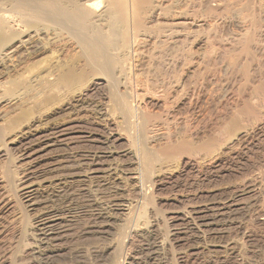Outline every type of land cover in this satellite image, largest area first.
<instances>
[{"label":"rangeland","instance_id":"1","mask_svg":"<svg viewBox=\"0 0 264 264\" xmlns=\"http://www.w3.org/2000/svg\"><path fill=\"white\" fill-rule=\"evenodd\" d=\"M132 1L89 0L109 7L89 22L76 0H0V264H264V0ZM247 186L209 229L172 221Z\"/></svg>","mask_w":264,"mask_h":264},{"label":"bare ground","instance_id":"2","mask_svg":"<svg viewBox=\"0 0 264 264\" xmlns=\"http://www.w3.org/2000/svg\"><path fill=\"white\" fill-rule=\"evenodd\" d=\"M81 1H83V0H80V1H78V0H76V5L74 6V7H69V9L72 11V12H74V11H76L77 13H78V15H79V13L80 14H82V15H84V16H81V17H83V18H85L86 19V16H87V19L89 20V22L90 21H92V19H94V18H96L97 17V19L98 20H100L101 19V17L104 15V17H106V14H107V12H108V10H109V7L107 6V4H106V6H104V7H108V9H102L103 10V12H97L98 14H96V15H94V11H93V9H92V4L91 3H89V0H87V1H84V2H81ZM125 1V4H124V12H125V15L127 16L130 12H129V10L128 9H130V11H131V9H132V12H133V9H134V6H133V1L132 2H130V7H128V0H124ZM132 3V4H131ZM157 3V2H156ZM162 3V2H161ZM154 4V3H153ZM159 4V3H158ZM151 6V5H150ZM155 6H157V5H155ZM149 8V7H148ZM151 8V7H150ZM149 8V9H150ZM34 10H38V9H34ZM38 11H40V13L41 14H43L46 18H48V19H50V17H48L47 16V14L45 13V12H43V11H41V10H38ZM97 11V10H96ZM100 11V10H99ZM157 11V10H156ZM127 12H129V13H127ZM151 12V11H150ZM94 15V16H92L91 17V15ZM132 15H133V13H132ZM99 16H100V18H99ZM91 17V18H90ZM94 17V18H93ZM131 17V16H130ZM57 18H59L61 21L59 22V26H63V27H68V28H70L71 30H73V31H76V29H75V27L70 23V22H72L70 19H68V17H65V15H62V17H57ZM96 19V20H97ZM96 20H94V22L96 21ZM97 20V21H98ZM102 20V19H101ZM100 22V21H99ZM66 23H69V25H66ZM25 26H27V25H25ZM24 25H23V27L24 28H26ZM29 26H30V24H29ZM31 27H33V25H31ZM36 27H38V26H36ZM36 27L34 28V30L36 29ZM29 28V27H28ZM41 29V28H40ZM43 29V28H42ZM29 30H32L33 31V28L32 29H30L29 28ZM29 30H27V28H26V34L28 33L27 31H29ZM37 30V29H36ZM39 30V29H38ZM37 30V31H38ZM40 31H42V30H40ZM30 32V31H29ZM35 32V31H34ZM21 33H23V32H21ZM38 32H36L35 34H37ZM24 34V33H23ZM32 34V33H31ZM40 34H42L41 32H40ZM28 35V34H27ZM24 36L22 39H21V41L18 43V45L17 46H15V45H13L12 47H7V49L8 50H10L11 52H15L19 47H20V45H23L24 46V44H27L28 42H27V40L28 39H26V40H23L25 37L27 38L28 36ZM19 36H21V34L20 35H18V37H16V35H15V38H19ZM37 36H39L38 34H37ZM10 37H11V34H10V36L8 35V37H7V39L9 38L10 39ZM13 37V36H12ZM30 37V36H29ZM33 37V36H32ZM31 37V38H32ZM14 38V37H13ZM13 38H11V39H13ZM14 38V39H15ZM7 39H6V41H7ZM8 39V40H9ZM10 39V40H11ZM34 39V38H33ZM33 39H31V40H33ZM12 41H15V40H12ZM31 42V41H30ZM33 42V41H32ZM7 43H9L8 41H7ZM31 44V43H30ZM30 46V45H29ZM29 46H28V48H29ZM22 47V46H21ZM26 47V46H25ZM12 49V50H11ZM24 49V48H23ZM22 49V50H23ZM26 49V48H25ZM21 50V49H20ZM27 50V49H26ZM30 50V49H29ZM19 51V50H18ZM5 52V51H4ZM11 52H8V53H6L5 52V54L4 55H2V57H3V59H6L5 57L7 56L8 57V55L11 53ZM23 52V51H22ZM21 52V53H22ZM25 52V51H24ZM3 54V53H2ZM26 54H28L27 52H26ZM1 57V56H0ZM1 60H2V58H1ZM0 60V61H1ZM4 61V63H5V60H3ZM2 64H3V62H2ZM122 66V65H121ZM120 66V67H121ZM123 67V66H122ZM122 69V68H121ZM128 69H129V66H128ZM127 70V69H126ZM130 70V69H129ZM118 71V70H117ZM126 73V72H125ZM120 75V74H119ZM124 75H126V74H124ZM127 77V76H126ZM135 77V76H134ZM127 79H129V78H127ZM123 80V79H122ZM126 81V80H125ZM121 85V84H120ZM123 87V86H122ZM125 87V86H124ZM133 92V91H132ZM131 92V93H132ZM118 93V92H117ZM121 93V92H120ZM119 95V94H118ZM127 95H129L128 93H127ZM126 96V95H125ZM133 96V95H132ZM127 98V97H126ZM126 98L123 96H119V100H121L122 102H123V105L125 106V109H126V111H127V114H126V116L131 120V121H135L136 120V118H138L137 117V112L139 111L136 107L134 108V106L133 105H131V103H128V101H126ZM79 99V98H78ZM132 100H134V99H132ZM132 100H130V101H132ZM135 101V100H134ZM136 106V105H135ZM101 107V106H100ZM140 109V108H139ZM138 110V111H137ZM105 114V113H104ZM139 115V114H138ZM100 119V118H99ZM80 126V125H79ZM79 126H77V127H79ZM111 128V127H110ZM93 129V128H92ZM99 130V129H98ZM102 130V129H101ZM56 132H57V130H56ZM94 133V132H93ZM53 134V133H52ZM57 134L58 135H56L57 136V138H62V137H65V136H67L68 134H67V132H66V130L64 131L63 129H62V131H59V132H57ZM95 134V133H94ZM113 134V133H112ZM110 135L109 137H107V138H105L104 139V142H102L103 144H112V143H114V142H117L118 141V137H116L114 134L113 135ZM46 135H48V134H46ZM45 135V136H46ZM51 135V134H50ZM50 135H49V137H50ZM90 136V135H89ZM44 137V136H43ZM68 137V136H67ZM85 137V136H84ZM87 137V136H86ZM52 138V137H51ZM55 138V137H54ZM56 138V139H57ZM97 138V137H96ZM63 139V138H62ZM61 139V140H62ZM77 139V138H76ZM95 138H93V140H88V142L89 143H98V144H100L101 142L100 141H96V140H94ZM47 140V139H46ZM60 141V140H59ZM58 141V142H59ZM86 141V140H85ZM68 142V141H67ZM48 143H49V141H47L46 143H44V146L46 145H48ZM55 143V142H54ZM61 143V142H60ZM66 143V142H65ZM80 143V142H79ZM22 144V143H21ZM56 144V143H55ZM20 145V144H19ZM28 145H30V144H28ZM66 146V145H65ZM76 146V145H75ZM31 147V146H30ZM47 147H49V146H47ZM72 147V146H71ZM79 147H81L80 145H79ZM89 147V146H88ZM18 148V147H17ZM83 148V147H82ZM92 148V147H91ZM32 148H30V149H27V147H26V150H23L22 151V155H20V157L21 156H25V155H30L31 153H28L30 150H31ZM73 149H74V147H73ZM72 149V150H73ZM139 150V149H138ZM21 151V150H20ZM111 151V150H110ZM86 152V151H85ZM28 153V154H27ZM136 153V152H135ZM85 156V155H84ZM27 156H25V158H26ZM135 157V156H134ZM90 158V157H89ZM144 160V158L142 159V157H140V158H136L135 160L137 161V163H139V165L138 166H140V160ZM86 162V161H85ZM144 162H145V160H144ZM136 163V164H137ZM146 163V162H145ZM82 164V163H81ZM101 164V163H100ZM79 165V164H78ZM130 165V164H129ZM145 165V164H144ZM147 165V164H146ZM199 165V164H198ZM200 165H201V163H200ZM143 166V165H142ZM141 166V167H142ZM73 167V166H72ZM140 167V168H141ZM193 167V166H192ZM224 167V166H223ZM114 168V167H113ZM133 169V168H132ZM142 170V169H141ZM146 170V169H145ZM149 170V169H148ZM103 171V170H102ZM138 171H139V169H138ZM138 171H137V173H138ZM190 171V170H189ZM194 171V170H193ZM205 171V170H204ZM140 172V171H139ZM195 172V171H194ZM141 173V172H140ZM143 173V172H142ZM145 173H146V171H145ZM148 173V172H147ZM171 173H173V172H171ZM189 173V172H188ZM187 173V174H188ZM26 175V174H25ZM145 175H147V174H145ZM144 175V176H145ZM151 176V175H150ZM108 177V176H107ZM141 177H142V175H141ZM141 177L139 178V179H141ZM138 178V177H137ZM150 178V177H149ZM167 178H169V177H167ZM133 179H135V178H133ZM182 179V178H181ZM205 179V178H204ZM209 180V179H208ZM136 181V180H135ZM139 181V180H138ZM142 181V180H141ZM140 181V182H141ZM143 182V181H142ZM146 182V181H145ZM172 182V181H171ZM186 182V181H185ZM138 184V183H137ZM184 184V183H183ZM186 184V183H185ZM191 184V183H190ZM195 184V183H194ZM193 184V185H194ZM94 186V185H93ZM28 187V186H27ZM141 187V186H140ZM190 187V186H189ZM250 186H247V187H245V188H243L242 190H240V191H238V192H236L237 193V195H235V197H230V199H227V200H225V201H223V199H222V201L221 200H217V201H215V202H212V201H214V200H212V201H210L211 203H205L204 202V204H202V205H200V206H196V207H193V208H190V211H189V213H188V216L186 215L184 218L182 217V219L181 218H179V216H177V214L178 213H176L175 215V217L173 216V220L172 221H186V219L188 220V221H190V222H192V224H194L195 226H197V228L198 227H201V228H208L207 227V213H208V215H209V211L208 210H216V213H217V215L216 214H214V218H215V221H216V219H219L220 217H223V216H226V214H231V215H233V212H236V211H239V210H245V208L247 207L246 205L247 204H245V203H243L242 202V196H244V195H246L247 193H246V191H248V189H250L249 188ZM88 188V187H87ZM112 188V187H111ZM173 189V188H172ZM253 189V188H252ZM79 190V189H78ZM93 190V189H92ZM61 191V190H60ZM81 191V190H80ZM135 191V190H134ZM234 191V190H233ZM26 192H27V190H26ZM89 192V191H88ZM138 192V191H137ZM136 192V193H137ZM183 192V191H182ZM189 192V191H188ZM235 192V191H234ZM250 192H253V191H250ZM53 193V192H52ZM107 193V192H106ZM249 193V192H248ZM135 194V193H134ZM174 194V193H173ZM176 194V193H175ZM186 194V193H185ZM194 194V193H193ZM230 194V193H229ZM25 195H26V198H29V196H30V194H29V196H27V194L25 193ZM189 195V194H188ZM100 196V195H99ZM107 196V195H106ZM120 196V195H119ZM174 196H176V195H174ZM105 197V196H104ZM118 197V196H117ZM121 197V196H120ZM242 197V198H241ZM92 198V197H91ZM109 198V197H108ZM209 198V197H208ZM228 198V197H227ZM137 199V198H136ZM143 199V198H142ZM244 199V198H243ZM247 199H248V197H247ZM84 200V199H83ZM86 200V199H85ZM127 200V199H126ZM141 200V199H140ZM216 200V199H215ZM69 201V200H68ZM120 201V200H119ZM130 201V200H129ZM179 201V200H178ZM33 202V201H32ZM144 202V201H143ZM198 202H200V201H198ZM76 203V202H75ZM121 203V202H120ZM137 203V202H136ZM195 203V202H194ZM197 203V202H196ZM195 203V204H196ZM203 203V202H202ZM107 204V203H106ZM116 204V203H115ZM123 204H124V202H123ZM122 203L121 204H119V202L116 204V205H114L113 207V211H124V210H127V209H125V208H129V206L127 207V205L126 206H124ZM129 205H131V203L129 204ZM134 205V204H133ZM139 205V204H138ZM108 206V205H107ZM140 206V205H139ZM109 208H110V206H109ZM91 209V208H90ZM94 209V208H93ZM141 209V208H140ZM130 210V209H129ZM134 210V209H133ZM189 210V209H188ZM139 212V211H138ZM188 212V211H187ZM77 213V212H76ZM79 213V212H78ZM104 213V212H103ZM102 213V214H103ZM115 213H117V212H115ZM182 213H185V212H182ZM212 213V212H211ZM215 213V212H214ZM86 214V213H85ZM97 214V213H96ZM136 214V213H135ZM140 214V213H139ZM187 214V213H186ZM190 214V215H189ZM239 214V213H238ZM54 215V214H53ZM104 215H105V213H104ZM122 215H123V213H122ZM51 216V215H50ZM54 216H56V215H54ZM70 216V215H69ZM93 216V215H92ZM113 216V215H112ZM134 216V215H133ZM190 216V217H189ZM132 217V216H131ZM140 216H138V218H139ZM209 217V216H208ZM210 217H211V215H210ZM98 218V217H97ZM109 218V217H108ZM228 218H229V216H228ZM64 219V218H63ZM209 219V218H208ZM138 220V219H137ZM140 220V219H139ZM222 220V219H221ZM57 221H58V218L56 219V218H54V217H40L39 218V220H38V232H39V235H40V238L42 237V240H44L45 242H49V241H51L52 240V237H53V235H56L57 234V232L58 231H60V230H58L57 231V229L56 228H54L56 225H57ZM72 221V220H71ZM214 221V220H213ZM219 221V220H218ZM223 221V220H222ZM232 221V220H231ZM137 222V221H136ZM212 222V221H211ZM230 222V221H229ZM58 223H59V221H58ZM131 223V222H130ZM179 223V222H178ZM188 223V222H187ZM186 223V224H187ZM216 223H217V221H216ZM220 223V222H219ZM95 224V223H94ZM210 224V223H209ZM61 225V224H60ZM98 225V224H97ZM137 225V224H136ZM139 225V224H138ZM182 225H183V223H182ZM188 225V224H187ZM212 225V224H211ZM59 226V225H58ZM175 226V225H174ZM178 226V225H177ZM60 227V226H59ZM191 228V227H190ZM66 229V228H65ZM175 229V228H174ZM177 229V228H176ZM209 229V228H208ZM217 229V228H216ZM221 229V228H220ZM219 229V230H220ZM202 230V229H201ZM92 231V230H91ZM192 231V230H191ZM214 231V229L211 231V232H213ZM61 232H62V230H61ZM209 232H210V230H209ZM172 235V234H171ZM177 235V234H176ZM199 235V234H198ZM36 238H38V237H36ZM40 241V240H39ZM218 245H220V244H218ZM216 246V245H215ZM221 246V245H220ZM223 246V245H222ZM223 248H224V246H223ZM232 248V247H231ZM151 249V248H150ZM221 251V250H220ZM233 254V253H232ZM223 255V254H222ZM225 260V259H224ZM239 260V259H238ZM244 263V262H243ZM241 264V263H240Z\"/></svg>","mask_w":264,"mask_h":264}]
</instances>
